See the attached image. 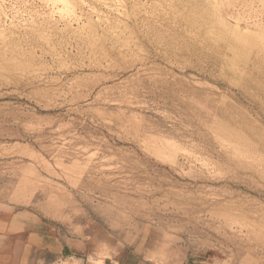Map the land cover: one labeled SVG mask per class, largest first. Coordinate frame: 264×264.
I'll return each instance as SVG.
<instances>
[{"label":"rangeland","instance_id":"obj_1","mask_svg":"<svg viewBox=\"0 0 264 264\" xmlns=\"http://www.w3.org/2000/svg\"><path fill=\"white\" fill-rule=\"evenodd\" d=\"M72 5L0 0V199L121 264H264V0Z\"/></svg>","mask_w":264,"mask_h":264},{"label":"crops","instance_id":"obj_2","mask_svg":"<svg viewBox=\"0 0 264 264\" xmlns=\"http://www.w3.org/2000/svg\"><path fill=\"white\" fill-rule=\"evenodd\" d=\"M112 242L92 220L70 225L31 207L0 199V264H60L73 259L83 264L90 259L121 264L117 258L103 256L114 248Z\"/></svg>","mask_w":264,"mask_h":264},{"label":"bare ground","instance_id":"obj_3","mask_svg":"<svg viewBox=\"0 0 264 264\" xmlns=\"http://www.w3.org/2000/svg\"><path fill=\"white\" fill-rule=\"evenodd\" d=\"M48 2H50V3H52L53 5H55V7L59 10V12L60 13H62V14H65L66 12H72L73 11V8H74V6L72 5V1L73 0H47ZM121 2V1H120ZM121 4V3H120ZM223 21V20H222ZM224 22V21H223ZM224 25V24H223ZM228 25V24H227ZM232 25V24H231ZM236 25V24H235ZM226 26V25H225ZM223 27V26H222ZM228 27V26H227ZM226 27V28H227ZM225 28V27H224ZM242 29V28H241ZM221 30V29H220ZM223 31H224V29H222ZM222 31V32H223ZM230 31V30H229ZM239 31H240V29H239ZM244 31V30H243ZM242 31V32H243ZM232 32V31H231ZM230 32V33H231ZM234 32V31H233ZM244 32H247V30L246 31H244ZM229 33V32H228ZM248 33V32H247ZM246 33V34H247ZM235 34V33H234ZM258 34V33H257ZM256 34V35H257ZM250 34L248 33V35H246V37L247 36H249ZM254 36V35H253ZM255 37H257V36H255ZM263 46V48H264V45H262ZM170 150H173V149H170ZM175 151V150H174ZM171 153H172V151H171ZM174 154V153H173ZM98 264H103V262L102 261H98Z\"/></svg>","mask_w":264,"mask_h":264}]
</instances>
